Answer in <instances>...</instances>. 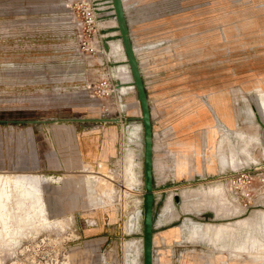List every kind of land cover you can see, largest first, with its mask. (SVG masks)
Listing matches in <instances>:
<instances>
[{
	"label": "rangeland",
	"instance_id": "1",
	"mask_svg": "<svg viewBox=\"0 0 264 264\" xmlns=\"http://www.w3.org/2000/svg\"><path fill=\"white\" fill-rule=\"evenodd\" d=\"M87 1L0 0V119H47L43 128L48 134L73 116L118 119L94 129L100 143L107 136L113 148L112 157L100 160L97 168L83 165L80 171L78 162L69 163L58 171L60 176L51 177L39 171H0V264H126L127 252L136 248L142 234L141 216V227L137 220L130 224L142 207L144 190L137 92L133 88L107 94V87L98 88L103 81L117 88L118 64L130 75L126 82L132 77L125 51L107 48L120 38L111 1L93 0L99 14L92 28L81 22ZM125 4L152 120L163 141L178 139L180 120L198 107V142H193L199 145V164L206 171L188 169L180 178L164 172L157 178L155 215L161 219L155 230L186 220L202 228L194 234L184 227L187 240L179 236L167 248V241L161 244L157 235L158 247L172 264H264V252L251 257L234 249L248 245L252 237L264 244V185L244 202L228 184L237 169L261 166L264 171V129L255 118L262 116L254 89L264 92V0ZM134 125L141 128L138 138L129 134ZM247 144L248 153L243 149ZM219 146V157L238 159L235 165L222 166L215 156L213 168L206 167L208 155ZM163 152L169 151L161 150L160 156ZM162 160L171 162L172 155ZM137 161L141 166H135L136 178L131 180ZM82 174L92 180V197L85 195ZM180 185L179 201L172 197L173 217L163 215L165 196ZM112 189L109 203L101 192ZM92 210L102 217L96 225L101 236L95 239L101 245L96 252L88 249L91 226L85 223ZM245 218L257 220L255 230L237 224Z\"/></svg>",
	"mask_w": 264,
	"mask_h": 264
},
{
	"label": "crops",
	"instance_id": "2",
	"mask_svg": "<svg viewBox=\"0 0 264 264\" xmlns=\"http://www.w3.org/2000/svg\"><path fill=\"white\" fill-rule=\"evenodd\" d=\"M150 114L152 120L153 112L151 108ZM59 119L60 118L55 121L58 122ZM107 120V117L73 116L68 119H63L61 124H57L55 128L53 127L52 134H48V129L43 128V123H46L47 119H0V171H39L41 175H48L51 177L60 176L58 171L61 170L62 167H66L69 163L78 162L80 164V170L83 165L93 166V164H98L100 160L108 161L109 157H112L113 155L111 140L110 138L107 139V136H105L100 143V135L94 130L96 129L98 131L99 128H101L100 126L105 124ZM151 122L153 128V186H155L157 178H160L164 172H166V175H169L168 177H171V175H175L176 177L185 175L188 169V172L193 170L196 174H198V170L205 173V168L199 164L200 162L202 163V161H199V145L194 143L198 142V131H195L198 129V107L195 112L193 111L189 115L186 114L183 119L180 120L177 131L178 134H176L178 139L172 143L169 141H163V136L158 130H156L157 128L154 127V121L152 120ZM92 123L95 124L92 125ZM173 126L172 123V129L174 128ZM172 132H176V130L174 129ZM172 132L170 131L169 133ZM162 133L165 134L163 131ZM47 139H49V142ZM188 139L190 140V143H187ZM173 143L177 145V147H175ZM248 145L250 144H247L243 148L246 153L249 152ZM55 146L57 147L55 148ZM188 149L191 150L190 153H188ZM161 150H165V152L168 150L172 154L171 162L170 160H168V162L162 160L164 155L168 156L169 159L170 157L168 152H163L164 155L160 156L159 152ZM219 154L220 146L216 147V150L213 148L211 154L208 155L206 162H204L206 167L210 169L213 168L215 156L218 163L222 166L226 163L228 165L231 163L235 165L236 160H238L235 158L233 160L228 158L222 159L219 157ZM138 164L141 166L140 161H137L134 164L131 180L136 178L135 166H138ZM80 181L85 190V195L92 197V193L95 192L93 191L94 187L92 180L88 178L87 175L82 174ZM183 186L184 185L178 186L179 194L183 192ZM218 186L219 184L216 187L218 188ZM172 197V193H168L165 196L161 206V213L163 215H170L173 217L175 207L173 205L174 202ZM87 201L89 204L91 203V200ZM92 217L98 219V224L102 218L94 214V211L92 210L85 219L89 220ZM160 219L159 215H155L153 227V252L157 255V261L153 264H172L170 257L163 251L164 249L162 250V248L158 246L164 241H167V245L164 247L167 248L172 242H175L179 236V240H187L185 238L188 236L186 229L197 234L199 231V222H193L190 228H188L185 224L187 222L186 220L183 224H168L157 231L155 229L157 228ZM260 220H264V212L260 214ZM255 221L257 220L253 221L251 218H245L237 224L246 227L247 229L252 228L255 230L257 224ZM86 224L91 226L89 229L90 237L87 239L89 246L88 249L91 250V252H96L101 246H98L95 240L101 237L97 234L98 227H96V225ZM184 227H186V229ZM231 229H233V227ZM100 234L102 235V233ZM107 234L109 235V233ZM157 235L161 237V241L163 240L159 245L156 242ZM85 240L86 239L83 240L84 243H86ZM235 248L239 251H248L251 257L256 256L260 252H264V244L261 240L255 237L250 238L248 245L244 243L242 245L234 246V249ZM135 252L137 255L139 254L136 249ZM232 255L235 254L232 253ZM254 258L259 260L258 257Z\"/></svg>",
	"mask_w": 264,
	"mask_h": 264
},
{
	"label": "water",
	"instance_id": "3",
	"mask_svg": "<svg viewBox=\"0 0 264 264\" xmlns=\"http://www.w3.org/2000/svg\"><path fill=\"white\" fill-rule=\"evenodd\" d=\"M116 18L119 37L122 41L126 60L132 75V85L137 92L140 105L139 115L143 129V193H142V264H153V227L155 218V200L153 186V128L150 107L141 73L139 61L130 36L123 0H110ZM264 129V122L257 116ZM115 119V118H114ZM173 198L179 201V191L174 190Z\"/></svg>",
	"mask_w": 264,
	"mask_h": 264
},
{
	"label": "built area",
	"instance_id": "4",
	"mask_svg": "<svg viewBox=\"0 0 264 264\" xmlns=\"http://www.w3.org/2000/svg\"><path fill=\"white\" fill-rule=\"evenodd\" d=\"M93 2V0H88L85 2V5L82 6V16L81 22L84 26L92 28L98 19V6ZM113 11V10H112ZM116 84V83H115ZM115 84H108L106 81L100 82L98 88L105 89L107 94L113 93L115 89ZM116 119L117 117H109L108 119ZM142 144H141V147ZM169 157L172 155L168 152ZM99 164H96L98 167ZM229 186L232 188V191L237 194L244 202H250L253 199L254 191L259 187L264 185V171L261 170V166H250L237 169L232 174H230ZM256 184H259L258 186ZM174 194V192H173ZM154 200H156V193L154 190ZM140 201V199H138ZM93 209L97 208L93 203ZM142 211V207H141ZM142 218V215H141ZM86 223L90 225H97L98 219L95 217L90 218L89 220L85 219ZM154 251V249H153ZM103 257V256H102ZM157 261V255L153 252V263Z\"/></svg>",
	"mask_w": 264,
	"mask_h": 264
},
{
	"label": "bare ground",
	"instance_id": "5",
	"mask_svg": "<svg viewBox=\"0 0 264 264\" xmlns=\"http://www.w3.org/2000/svg\"><path fill=\"white\" fill-rule=\"evenodd\" d=\"M123 4H124V10H126L125 0H123ZM105 21H107V20H105ZM114 21L117 24L115 16H114ZM133 46H134V49H135L137 57H139V55L137 53L138 50H137L135 44ZM107 48H109L111 52H119V53L121 52V50H124V47H123V44H122V41H121L120 38L117 41H113V40L110 41L108 43ZM127 64H128V62H127ZM128 66H129V64H128ZM115 71H116V76L118 77V84L116 85L117 86L116 90L117 91L120 90L121 93L128 92L129 90H133L134 86L132 85V83L129 85L130 87L126 86V84H128V83H130L132 81V80L129 81V82L125 81L126 79H128L130 77L126 67L123 66L122 64H118L115 67ZM131 77H132V75H131ZM254 89L258 90V97L260 99L259 100V103H260L259 104V109H260V114L262 116L261 120H262V122H264V92H262L261 87L254 86ZM138 104H139V101H138ZM139 110H140V108H139ZM248 113L251 116L254 115V110L251 109L250 106L248 107ZM140 114H141V112H140ZM140 133H141V128H140L139 125L138 126L134 125V126H131L129 128V134H130V136L132 138L140 137ZM106 177L109 178L110 181L112 180L111 179L112 176H111L110 173ZM119 184L123 185V181L120 182ZM112 193H113V189L110 192H107V191L106 192H101V196L105 197L108 200V202L110 203L111 202V198H112ZM141 215H142V211H141V208H140V209L137 210L136 214L133 215V219L132 218L130 219V224L136 223V220H137V222L139 221V223H138L139 227H141V221L139 220ZM134 220H135V222H134ZM193 222L194 221H187L185 224L187 225L188 228H190V226L192 225ZM201 225L202 224L199 223V228L202 227ZM135 244H136V248L135 249H136V251H138L139 254L138 255L136 254L135 249H131L130 251H128L127 252V257H126V264H139L142 261V259H141V254H142V236H140L138 238V240L135 242ZM163 254H164V252H163Z\"/></svg>",
	"mask_w": 264,
	"mask_h": 264
}]
</instances>
